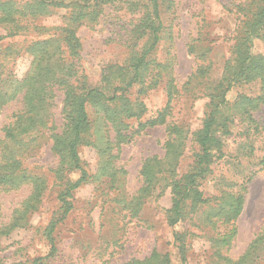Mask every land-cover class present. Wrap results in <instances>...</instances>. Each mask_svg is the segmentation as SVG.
I'll use <instances>...</instances> for the list:
<instances>
[{"label":"rangeland","instance_id":"374dc122","mask_svg":"<svg viewBox=\"0 0 264 264\" xmlns=\"http://www.w3.org/2000/svg\"><path fill=\"white\" fill-rule=\"evenodd\" d=\"M12 1L25 15L18 36L0 29V264H264V74L232 81L247 32L264 62V28L243 27L264 0H163L158 18L153 0ZM94 89L107 99L86 104V180L63 198L82 176L72 110Z\"/></svg>","mask_w":264,"mask_h":264},{"label":"trees","instance_id":"16d2710c","mask_svg":"<svg viewBox=\"0 0 264 264\" xmlns=\"http://www.w3.org/2000/svg\"><path fill=\"white\" fill-rule=\"evenodd\" d=\"M65 1L66 0H37L38 2L37 7H42L38 10L43 11L44 8L50 7L51 5H55V3H64ZM71 1H73V3L75 4L76 2L80 3V2L90 1V0H71ZM103 1L105 0H91L88 3L94 2V7L100 8L102 5L101 3ZM159 1H163V0H153V4L155 8L154 13L157 18L159 17V12H160L159 11V5H160ZM88 3H85V4H88ZM258 11L260 12H255L252 14V19L243 23L244 24L243 27H244L246 23L252 22L250 27L252 28L253 32H255L256 34L258 33L260 29L264 28V6L260 8ZM21 15H22V12H20L18 9L17 10L15 9V4L13 3L12 0H5V1L0 0V29L4 28L6 32L8 33L9 37L18 36L21 33L20 31L24 29V27H21L20 24L23 21V16L25 14H23L22 16ZM247 35L248 37L242 40L243 41L242 45H240L241 43L239 44L238 51L241 52L239 54L240 67L238 68V70L234 72L232 76V81L233 80L252 81L256 78H259L260 76L264 74L263 60L261 59V61H259L260 58H256L253 56L252 58L250 54V46H249L251 42L250 37H252L253 34H249L247 32ZM74 40H75L74 33L71 31L67 41H70L71 43ZM44 42L46 41H43V43ZM156 43H157V40L155 39V42L153 43L152 47H154ZM54 49H55L54 52L55 51L57 52L59 51L60 48L55 46ZM71 50L74 53L75 48L73 47L71 48ZM150 50H152V48H150ZM30 51H32L31 52L32 55L34 56L37 55L36 57H39V60L37 59L38 61H40L42 64L44 63V66H43L44 69H50L51 60L54 56L51 52H49L47 49L37 50L32 47ZM148 51H146L143 57L141 58V60H139V64L146 58ZM232 81L230 82L226 90H222L221 94H218L213 98L217 102H215L214 109L210 112L209 117L206 120L204 124V128L201 132L199 144L202 149V157L199 162V172H198L199 175H201L205 171L203 170V166L208 161L211 148L214 147L216 143H219V140H217V138L214 136L213 129L218 123V117L220 113L222 112V105H225L227 102L225 98V93L232 86ZM131 85L132 83L129 84V86ZM34 86L35 85H33V87ZM218 97H220L219 101L217 100ZM0 99H2V97H0ZM106 99L107 98L105 97V95L102 94V92H100L99 90L97 89L90 90L87 92L86 95L81 96V98H78L77 101L79 102L72 110V113L74 116L72 120V139L66 146L67 158L73 164V166L81 172L82 176L74 185H72L71 187H69L63 192L62 194L63 198L69 197L71 195V192L77 189L86 180V175H87L86 171L80 166L79 164L80 161L77 155V148L80 143L81 134L83 131H86L88 128V115L86 112V104L91 101L95 103L97 108H100L102 106H105L103 102L106 101ZM247 101L249 103L253 102L252 100H249V99ZM151 123H154V121L150 122L149 124ZM263 165H264V161H263ZM146 175L150 177L153 176V174L151 175V171L147 172ZM196 176L197 174H193L190 177L189 183L186 186V190L183 192L184 193L182 197L183 200H187L190 197V193H192L191 192L192 190L190 187L194 184ZM0 179H2V177H0ZM66 205H69V204L67 203ZM173 210L175 211V218L173 220V225H177L182 220L181 218L182 217V214H181L182 206H181L180 200L175 203ZM182 260H183V263H186V258L184 256ZM40 261L42 260L41 259L37 260L35 264H38ZM139 263L140 262H136V264H139ZM164 264H171L168 256L165 257Z\"/></svg>","mask_w":264,"mask_h":264}]
</instances>
